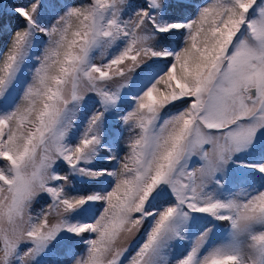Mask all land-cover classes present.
<instances>
[{
  "label": "snow or ice",
  "instance_id": "1",
  "mask_svg": "<svg viewBox=\"0 0 264 264\" xmlns=\"http://www.w3.org/2000/svg\"><path fill=\"white\" fill-rule=\"evenodd\" d=\"M2 15L17 25L0 24V264H41L53 242L69 264H264V187L218 179L264 181V0Z\"/></svg>",
  "mask_w": 264,
  "mask_h": 264
},
{
  "label": "rangeland",
  "instance_id": "2",
  "mask_svg": "<svg viewBox=\"0 0 264 264\" xmlns=\"http://www.w3.org/2000/svg\"><path fill=\"white\" fill-rule=\"evenodd\" d=\"M12 0H0V12L1 10L8 5V3ZM127 91V90H126ZM128 133H124V137L120 139L119 143L122 141L125 142L127 139ZM261 150H264V140L261 141L260 145L258 146L257 153ZM244 160H252L255 158L252 154H244L241 157ZM218 179H221L224 185V192L225 193H236L239 192L241 189H250L254 185L260 184L264 187V181H261L260 178L251 170L237 168L233 165H228L227 169L225 170L224 174ZM80 188H84L87 184L78 185ZM56 217L51 216L49 217V223H55ZM67 257L65 246L64 245H57L53 242V246L51 250L46 254L43 255L41 258V264H49L50 262H57L62 258Z\"/></svg>",
  "mask_w": 264,
  "mask_h": 264
},
{
  "label": "trees",
  "instance_id": "3",
  "mask_svg": "<svg viewBox=\"0 0 264 264\" xmlns=\"http://www.w3.org/2000/svg\"><path fill=\"white\" fill-rule=\"evenodd\" d=\"M17 2H19V0H12V1H10L8 3L7 6L10 7L11 4L17 3ZM54 2H61V0H54ZM5 9H6V7H4L1 10V12H0V24L10 25L12 28H15L16 25H17V21L14 18H10L9 16L2 15V13H3V11ZM109 119L113 121V127L116 128V129H118L119 128V122L118 121H115L114 116H110ZM118 150H119V154L120 155H123L124 154V151H125V149H124V141H122L121 143H119ZM99 163L101 165H103L104 164V161H99ZM90 183L92 185L95 184V182H90ZM80 189H81V192L82 193L83 192H86L89 189V184H87V186H85L84 188H80ZM33 211L34 212H38L39 211V206L38 205L34 206ZM79 247L82 248L83 245H80ZM77 252H78V250H77ZM70 259H71V257L67 255V257H65V258H62V259H60L57 262H50L49 264H69Z\"/></svg>",
  "mask_w": 264,
  "mask_h": 264
}]
</instances>
